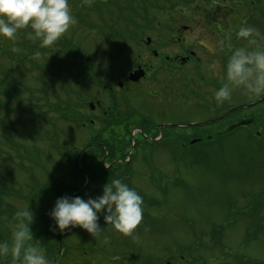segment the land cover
Here are the masks:
<instances>
[{"label":"rangeland","instance_id":"1","mask_svg":"<svg viewBox=\"0 0 264 264\" xmlns=\"http://www.w3.org/2000/svg\"><path fill=\"white\" fill-rule=\"evenodd\" d=\"M69 3L77 23L63 37L70 39L88 58L95 73L91 79L95 81L77 85L75 79L68 78L67 85L80 93L81 102L71 95L75 100L71 104H76L72 108H76L77 120L59 119L40 98L42 89L49 102L53 100V92L63 93L60 82L48 74V66H43L55 60L54 53L45 52L41 56L37 51L29 60L17 55V60L11 61L6 51L1 50L3 72L8 73L13 66L10 74L17 81L19 100L15 103L11 98H2L4 106H0L3 112L0 122L10 129L6 137L0 131L1 190L7 188L26 196L31 188L38 186L40 189L51 177L61 174L60 170L67 165L60 152L67 153L72 146L81 149L91 135L100 130L97 113L101 105L108 104L102 84L108 80L111 83L109 77L112 76L120 79L138 58V63L152 61L156 64L157 56L147 47L154 45L145 43L147 37L150 42L157 39L160 51L184 52L187 56L192 51L191 58L200 60L189 65L184 61L180 66L185 71L178 94L180 99L170 96L168 102L159 103V107L158 103L145 100L147 97L143 93H146L144 88L149 80L138 81L140 85L135 89L141 90L138 94L142 98L136 101H133L134 89L130 91L125 86L115 96L117 111L125 115L137 111L140 119L135 124L149 125V129H154L153 137H158L160 123L180 120L179 117L184 122L215 115L222 117L242 103L252 105L262 101L263 96L252 97L237 90L230 101L216 105L213 92L221 81L212 74L209 65L215 63L218 68L223 67V58L227 60L230 53L219 42L229 35L235 46L246 43L235 37V30L242 23L256 28L264 38V0H69ZM126 17H133L135 21L127 22ZM141 25L145 30L140 29ZM174 29L179 39L165 45L164 41ZM137 31L141 33L139 38L131 40ZM193 33H196L195 39ZM23 38L21 32L17 42H23ZM261 42L264 43V39ZM124 52L128 54L126 58L110 66L112 58ZM153 68L150 72L157 82L150 92L162 95L165 89L161 91L162 86L155 88V85L172 78L170 69L155 65ZM178 84L172 83L169 87L168 82V88L171 91ZM89 102L93 105L91 110ZM258 102L236 110L227 120L234 122L249 116L258 119L263 107ZM19 107L20 111L13 110ZM38 112L44 113L43 119L37 117L29 122L31 114ZM112 114L104 117L105 131L113 127L112 116L116 114ZM250 126L249 129L237 127L227 136L223 135L222 140H218L222 144L212 140L209 144L202 141L194 147H184L181 155L179 142L167 144L156 139L141 145L145 149H136L130 164L111 173V179H121L143 197V219L134 234L126 236L106 225L101 212L97 223L102 230L96 238L79 227L60 232L61 255L59 252L54 264H142V261L147 264H264V154L251 138H247L248 133L254 134L257 130L255 122ZM216 128L217 124L206 129L213 132ZM186 132L190 135L194 129L188 127ZM131 139V136H124L125 141ZM13 143L17 145L16 152L9 151ZM175 150L180 153L173 155ZM105 184L101 183L97 190H88L81 197L101 195ZM38 188L33 193H37ZM1 195L4 201L15 204L20 210L27 207L25 199L8 197L4 191ZM31 212L34 217L36 212ZM30 229L33 234L37 232L34 218Z\"/></svg>","mask_w":264,"mask_h":264},{"label":"clouds","instance_id":"2","mask_svg":"<svg viewBox=\"0 0 264 264\" xmlns=\"http://www.w3.org/2000/svg\"><path fill=\"white\" fill-rule=\"evenodd\" d=\"M76 23L69 0H0V41L14 43L23 32L24 38L39 48L50 49ZM235 37L246 43L235 46L229 35L219 42L229 49L226 63L222 68L215 63L209 65L221 81L213 92L216 105L230 101L237 90L252 97L264 96V38L256 28L244 23L235 30ZM192 38H196V33ZM0 113L2 119L3 112ZM143 211V197L121 179L113 178L96 197H57L47 214L53 221L49 225L51 231L62 233L79 227L96 238L102 230L97 223L101 212L106 225L131 236L143 219ZM17 217L9 236L0 239V264H49L30 229L33 213L27 207Z\"/></svg>","mask_w":264,"mask_h":264},{"label":"trees","instance_id":"3","mask_svg":"<svg viewBox=\"0 0 264 264\" xmlns=\"http://www.w3.org/2000/svg\"><path fill=\"white\" fill-rule=\"evenodd\" d=\"M126 19H129L127 20V22L130 23L132 21H135L133 17H126ZM140 29L145 30L143 25H141ZM134 34L136 36H140L141 33L140 31H137V33ZM2 43L3 42L0 43V52L2 49L5 50L7 57L11 61H16L17 55L22 57L24 60H29L37 51L41 56L45 52L47 54L50 53V55L51 51L54 53L52 58H54L55 60L52 61L51 64L43 66H48V74L53 76L57 80V82H60L64 94L62 93V95H59L52 91L53 100L49 102L47 100V95L44 92L45 90L42 89V96L40 98L44 100V103L47 104V106L50 108V111L56 113L57 118L63 120L74 119L76 117V113L75 108H72L74 106L73 104H71L73 99L71 95L75 96L77 94V90L75 91L72 85H67L68 78L75 79L77 85H81V82L85 84V81H88L93 75H95L85 54L80 52V50L76 48L73 42L70 39H66V37H62L50 49L39 48L36 43H33L25 38H23V42H17V40L14 43L5 41L3 43L6 44L5 48H3L4 46ZM18 46L20 49H17ZM12 67H9L8 73H5L3 72L4 69L0 64V106H4L2 98L5 100L11 98L12 102L15 103L16 101H19L17 98L18 92L16 90L17 81L10 74ZM48 87L51 89L52 86L49 85ZM76 98L80 100V96H76ZM15 107L18 106L15 105ZM13 110L20 111V107L17 109L13 108ZM28 112L30 111L28 110ZM39 112L32 113L31 117L29 118V122L34 121L37 117L43 119L42 117H44V113ZM3 127H6V129H4ZM36 128L37 127H35V129ZM126 128L128 129V126H126ZM194 128L196 130L199 127ZM9 130V127L0 122V131L3 132L4 136L7 133H9L10 135ZM127 132L129 133V131ZM37 134H39L38 131ZM195 135L185 137V139L187 140ZM91 139L92 140H89V143L96 140L95 132L92 134ZM127 142H129L130 145V140ZM142 142L146 143L143 139ZM136 144V146H138L139 141H137ZM57 147L58 144L55 142V148ZM70 148V151L67 153L65 152V150L63 152H60L62 153V159L65 160L64 164L67 165V167H64L62 170H60V175L51 177V181L47 180L44 183V186L40 187V189L38 188V186H36L35 188L39 189L37 193H33L35 189L34 188L31 189L32 191H29L28 195L23 196L21 194L22 192L14 193L12 192V190H8L7 188H3L2 190L0 188V239H5L9 236V230L12 224L18 219L17 214L23 211L20 210L15 204L3 200L2 196L4 195L1 194L2 191H4L6 192L8 197H14L17 200L25 199L29 210L36 212L33 218L37 223V232H35L33 236L34 239L39 240V246L44 250L45 255L49 260V264H53V259L57 254V239L56 231H51L49 228V225L52 224L53 221L49 218L47 213L53 207L56 198L60 196H66L67 194H70L72 192H76L75 196H83L84 193L88 190H97L98 185H101L102 183L101 181H108L112 177L111 171L101 170L100 161L98 159V155L100 154V152L98 149H96L95 144H90L87 146V148L83 152L82 157L80 158L79 165L75 163V155L79 150H76V148L74 147ZM11 149L16 152L17 145H15L14 143L10 144L9 151ZM88 156H90L89 161ZM86 177H88V182L87 186L85 187L84 182ZM31 194L33 196H31ZM31 197L34 198L33 201L30 199Z\"/></svg>","mask_w":264,"mask_h":264},{"label":"flooded vegetation","instance_id":"4","mask_svg":"<svg viewBox=\"0 0 264 264\" xmlns=\"http://www.w3.org/2000/svg\"><path fill=\"white\" fill-rule=\"evenodd\" d=\"M220 26H218L219 28ZM168 38V39H167ZM167 41H164V44H168V42L172 43L173 40L176 38L177 40L179 39V35L177 34V30L174 29L171 31V33L168 35L167 37ZM170 40V41H169ZM157 39L153 42H147L145 41L146 44H153L154 46H147L149 48V50H151L152 55L157 56L156 58V64H154L152 61H144L143 63H138L139 62V58L137 62H134V65L132 67L131 70L126 71V73H123L122 77H120V79H117L116 77H109V79H111V83H109V80L106 81L104 84H102V92L103 94L106 96L107 99V106L104 107L101 105V107H99V111L100 113H97V122L99 123L98 126H100V130L97 131V138L98 140H96V143L98 145L103 146V152H101V156L100 158H104V162H102V164L110 167L111 169L114 170H119L121 168V166L126 165V163L124 162V156H125V151H123V147H121L122 144H125V142L123 143V137H121L119 139V144L116 147L115 145H112L111 142H109V144L111 145V147L109 148V150L106 151L104 150V141L103 139L105 138H114L117 136L116 132L113 131H109L106 132L104 129V126H102L104 124L103 120L104 117L107 114H111L113 112L112 116L113 118V127L112 128H116V129H121V131L123 133L126 132V128H125V124H128V128L130 129V133L131 131H135V129H137V126L135 123L137 122V116H138V112L133 110V113H129L128 115H125L124 113L122 114V112L117 111L118 106H116V99L115 96H118L117 93H120L121 90H124L123 87L125 86L127 89H130V91L132 89H134V97H133V101H136L137 98H142L141 94H138L141 90L135 89L138 85H140V80H149V83H147V88H144L146 93H143L144 96L147 97L148 101H151L152 103L156 102L158 103L156 106L159 105V103L162 102H168L170 96H174V97H178V99H180V96H178L179 92L181 91V83H182V78L183 75L185 74V71L183 70V68H181L180 66L182 65V63L184 61L189 62L188 65L193 61L196 63H199L200 60H193L191 57L192 55H194V52L190 51V54L184 55L186 53H182V54H171L167 51H160V45L159 43L156 42ZM158 45V47H157ZM185 50V48H184ZM128 54L126 52L121 53V55H116V57L112 58L113 62L112 63H118V59L120 58H126L125 56H127ZM187 56V57H184ZM133 57H131L132 59ZM226 59L223 58V63H226ZM141 62V61H140ZM141 65V68H143L144 70V76L142 78H140L137 81H131L129 80V73L131 71L136 70L137 68H140L139 66ZM153 65L155 66H163L165 68H169L170 70H168V72L170 73V75L172 76L171 79L168 80V78L163 79L162 84L159 85H155V88L159 86L161 87V91L163 89H165L162 92V95L159 94H151L150 89L153 87V85L157 82L156 76L152 75V72H150L151 70L154 71V68L152 69ZM198 67V66H197ZM189 70V69H186ZM150 72V73H149ZM126 82V83H125ZM168 82H169V87L171 86V84L173 83L174 86L176 84H178V82H180V84H178L177 87H174L171 91L170 88H168ZM125 83V84H124ZM118 86V88H117ZM123 86V87H122ZM122 87V88H120ZM143 88V87H142ZM107 89V90H106ZM148 90V91H147ZM168 90V91H167ZM154 92V91H153ZM170 93V95H169ZM209 94H212L211 91H209ZM121 95V94H120ZM154 99H156L157 101H155ZM169 103H171V101H169ZM98 104V102H97ZM263 107L261 108L259 115H258V121L256 122V128H257V137H259V142L261 143V146L263 148V154H264V101L262 102ZM159 107V106H158ZM135 109H137L135 107ZM177 109V108H176ZM138 110V109H137ZM175 110V109H174ZM180 110V109H179ZM223 111H221L222 113ZM226 116H223L222 119H224ZM178 119L180 120H174V121H168V122H164V123H160V124H172V123H183V120L179 117ZM225 121V120H224ZM93 122V121H91ZM226 122V121H225ZM140 124L142 125V127L144 128V130L146 131L145 137H149L151 136L152 131L154 130L149 129L150 126L147 124H144L143 122H140ZM158 124L157 127L160 125ZM133 125V126H132ZM165 130V129H164ZM163 130V137H168V138H174L176 139L177 142H179V144L181 145V148L183 146V137H184V133H183V128L181 126L177 127L175 129L174 135L172 133L168 134L166 131ZM120 146V149L122 152H119L118 147ZM108 149V148H107ZM116 162H121L120 164H116ZM263 165H264V158H263Z\"/></svg>","mask_w":264,"mask_h":264},{"label":"water","instance_id":"5","mask_svg":"<svg viewBox=\"0 0 264 264\" xmlns=\"http://www.w3.org/2000/svg\"><path fill=\"white\" fill-rule=\"evenodd\" d=\"M142 75H143L142 70L138 69V70L134 71L132 74H130V78H131L132 80H136V79H138L139 77H141ZM257 102H258V101H255L254 103H257ZM213 120H216V119H212V121H213ZM210 121H211V120H209V121H204V122H199V123H196V124L201 125V124H204V123H208V122H210ZM251 121H252L251 118L242 119V120H240V121H238V122H236V123H234V124H232V125H229V126L226 128V130H230L231 128H233V127H235V126H238V125L248 124V123H250ZM191 142H193V140H192ZM68 196H70V195H68ZM57 238L59 239V231H57Z\"/></svg>","mask_w":264,"mask_h":264}]
</instances>
